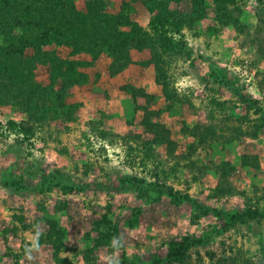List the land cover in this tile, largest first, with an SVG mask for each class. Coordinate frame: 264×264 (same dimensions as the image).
Returning a JSON list of instances; mask_svg holds the SVG:
<instances>
[{"label":"rangeland","instance_id":"obj_1","mask_svg":"<svg viewBox=\"0 0 264 264\" xmlns=\"http://www.w3.org/2000/svg\"><path fill=\"white\" fill-rule=\"evenodd\" d=\"M74 3L84 23L70 19L47 47L74 74L56 78L50 63L24 62L26 87L57 93L72 78L60 102L43 101L52 114L26 138L8 122L29 125L40 120L35 110L0 106V264H56L39 240L50 223L71 264H85L89 249L93 264H209V254L264 264V49L251 45L258 0L169 4L174 14L202 9L190 26L175 15L167 25L178 49L164 65L169 96L153 49L130 48L114 62L86 46L101 11L150 33L157 10L136 0ZM223 122L242 133L231 137ZM222 163L233 192L215 198ZM248 209L257 219L232 221Z\"/></svg>","mask_w":264,"mask_h":264},{"label":"trees","instance_id":"obj_2","mask_svg":"<svg viewBox=\"0 0 264 264\" xmlns=\"http://www.w3.org/2000/svg\"><path fill=\"white\" fill-rule=\"evenodd\" d=\"M75 0H0V37L3 39V44L0 46V106H13L20 108L22 102H25V109L29 112L35 110V114L40 120H32L28 118L27 124L22 125L14 122H8L9 130L18 132L26 138L33 135L34 125L45 120L52 110L45 108L43 101L45 98L56 96V101L60 102L63 96L60 91L65 89L66 83H69L71 77L65 79L58 92H53L50 87H41L30 85L27 86L29 75L26 74L27 69L24 67L25 59H30L34 63L45 65L51 64L54 69V77L60 78L64 75H73L74 68L66 67V64L61 62L52 50H47L48 46H52L55 42H59V35L62 34L63 27H66L70 19L75 16L77 23L82 21L84 15L78 14L75 10ZM142 1L150 9L157 10L158 16L151 20L150 33L143 32L133 23L126 19L123 21L121 15H107L104 12L97 14L98 21L93 27H89L88 35H86V46L92 50L107 54L114 62H118L123 58L130 48H151L153 49V59L156 69L161 64L162 72L157 73V78L163 84V91L166 95H170V91L166 88L167 83L164 65H168L166 60L177 53L178 49H174V40L168 36L170 29L168 24H172L173 15L177 17V21L182 26H190L194 21V17H200L202 9L197 7L191 15L174 14L170 12L168 6L171 2H180L181 0H136ZM196 0H191L193 6ZM259 6L256 11L258 25L256 27L258 34L251 39V45H257L264 49V0H258ZM100 3H102L100 1ZM101 8H102V4ZM100 8V9H101ZM88 10V9H87ZM90 11V9H89ZM172 15V16H171ZM96 18L93 20L95 21ZM235 28L239 33L244 32V28ZM129 28L128 31L121 30ZM133 29H136L133 31ZM81 49V48H80ZM85 52V49H83ZM87 52V51H86ZM159 52V53H157ZM172 52L171 56L168 55ZM55 62V63H54ZM160 70V68H159ZM70 72V73H69ZM64 78V77H63ZM172 95V94H171ZM176 95L173 96L175 98ZM42 102L41 106L37 105L33 99ZM223 124H226L223 122ZM228 126V125H227ZM229 129L230 136L232 131L235 134H241L242 131L238 126ZM225 128V125H223ZM256 130L252 129L251 133H246V136L255 137ZM221 136H224L223 134ZM246 157L242 158V164L247 165ZM193 166V164H192ZM219 171V181L216 187L212 190V196L215 198L223 195H228L233 192L228 183L227 177L231 171L228 163H222L216 168ZM171 194V191L168 193ZM172 196V194L170 195ZM259 214L253 209H248L243 214L235 215L232 221L235 222L241 218L257 219ZM40 242L49 244L53 249V259L56 264H71L67 259L61 258V252L65 251L62 234L49 224L47 233L39 238ZM101 245V242H97ZM188 248V247H187ZM92 251L86 250L83 253V261L85 264H93ZM210 259L209 264H237L236 261L222 258L214 263L213 255H207Z\"/></svg>","mask_w":264,"mask_h":264}]
</instances>
